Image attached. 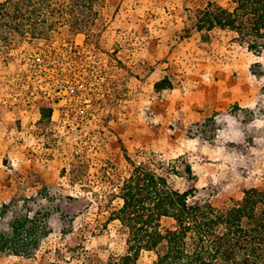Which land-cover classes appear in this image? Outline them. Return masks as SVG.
Listing matches in <instances>:
<instances>
[{
	"label": "rangeland",
	"instance_id": "374dc122",
	"mask_svg": "<svg viewBox=\"0 0 264 264\" xmlns=\"http://www.w3.org/2000/svg\"><path fill=\"white\" fill-rule=\"evenodd\" d=\"M201 1L104 0L88 34L64 27L0 48V209L32 197L51 209L39 249L30 258L0 254V264H108L125 255L114 194L132 171L127 157L140 161L142 148L191 163V201L223 209L264 188V51H249L228 29L197 30ZM165 77L172 89L156 92ZM154 258L143 252L138 263Z\"/></svg>",
	"mask_w": 264,
	"mask_h": 264
},
{
	"label": "trees",
	"instance_id": "16d2710c",
	"mask_svg": "<svg viewBox=\"0 0 264 264\" xmlns=\"http://www.w3.org/2000/svg\"><path fill=\"white\" fill-rule=\"evenodd\" d=\"M228 1L231 9L215 0L201 1L205 5L196 10L197 30H231L237 42L261 54L264 0ZM103 3L6 0L0 3V48L9 49L13 42L25 39L49 40L64 27L72 34H88L102 22ZM172 87L168 77L154 85L156 92ZM41 111L43 119L52 117L51 106ZM136 155L140 161L127 157L132 171L114 194L122 206L112 218L126 231L127 253L108 264H139L143 252L155 255L148 264H264V188L245 190L236 204L216 209L208 202L191 201L197 195V176L185 157L167 160L144 148ZM173 176L185 180L184 190L175 186ZM79 178L73 172V179ZM9 214L6 227L0 229V254L30 258L49 235L51 209L36 198H23L2 205L0 217ZM163 218L170 220L169 226H162Z\"/></svg>",
	"mask_w": 264,
	"mask_h": 264
}]
</instances>
